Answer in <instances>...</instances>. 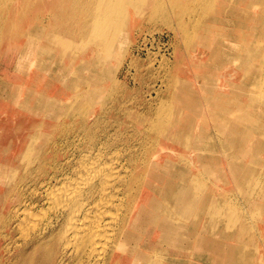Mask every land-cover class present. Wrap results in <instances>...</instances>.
I'll return each instance as SVG.
<instances>
[{"label": "rangeland", "instance_id": "obj_1", "mask_svg": "<svg viewBox=\"0 0 264 264\" xmlns=\"http://www.w3.org/2000/svg\"><path fill=\"white\" fill-rule=\"evenodd\" d=\"M60 1L0 0V264H34L28 251L23 258L17 251L25 249L24 242L55 211L54 204L46 200L48 188L54 189L67 176H77L83 171L81 162L98 155L103 172L110 176L112 169L113 176L106 179L110 181L106 193L94 192L84 200L78 218L94 202L105 200L101 215L108 226L104 253L110 248L109 262L103 254L94 263L69 244L61 264H211V257L223 260L220 264H264V0H119L121 8L116 11V20H110L106 35H114L116 49L108 55L101 50L104 40L88 34L99 0ZM100 3L101 7L107 5L106 0ZM57 4H62L58 11ZM25 47L32 48L35 56L25 57ZM67 53L74 54L72 61L78 66L87 63V69L79 71L78 81L77 75L70 78L75 79L72 87L78 88V98L64 90ZM255 53L263 55L262 61ZM93 57L98 62L91 67ZM187 88L192 91L191 108L182 104ZM218 88L223 94L218 100L230 103L228 111L206 104V98ZM185 183H189V193L178 194ZM178 201H182L181 211L176 208ZM115 210H119L118 215ZM33 215L38 216L37 221L35 216L30 221ZM30 223L37 224L33 227ZM63 223L59 220L53 233ZM208 238L219 245L221 241L217 256L210 252ZM137 253L140 256L134 259Z\"/></svg>", "mask_w": 264, "mask_h": 264}, {"label": "bare ground", "instance_id": "obj_2", "mask_svg": "<svg viewBox=\"0 0 264 264\" xmlns=\"http://www.w3.org/2000/svg\"><path fill=\"white\" fill-rule=\"evenodd\" d=\"M64 0H62V2H63ZM121 1V0H120ZM119 0H106V2H107V5H106V7H101V6H99L101 3H100V0H99V3H98V5L95 7V13H94V18L92 19V23L90 24L91 26H90V32H88V34L90 33V36L91 37H94V38H97V39H103L104 41H103V47L101 48V50L102 51H105V53H106V55H108V54H110V53H114V50L116 49V47H114L113 48V46L115 45L114 44V40L115 39H112L113 38V36L114 35H109V37H107L106 38V35H107V33H108V31H109V25H110V20L112 19V21L114 22L116 19H115V14H116V11H117V9H119V8H121V2H120ZM125 1H127V0H125ZM232 1V0H231ZM250 1V0H249ZM59 2H61L60 0H59ZM212 2V1H211ZM258 2L260 3V1L258 0ZM262 2V1H261ZM58 3V2H57ZM65 3V2H64ZM69 3V2H68ZM135 4H136V2H134ZM139 3V2H138ZM141 3H142V1H141ZM25 4H27V3H25ZM30 4V3H29ZM66 4V3H65ZM97 4V3H96ZM117 5V7L115 8V10H114V5ZM264 4V3H263ZM28 5V4H27ZM59 5H62V4H59ZM58 4L56 5V10H57V6H59ZM68 5V4H67ZM122 5H123V3H122ZM134 5V4H133ZM137 5V4H136ZM142 6H143V4H142ZM228 6V5H227ZM248 6V5H247ZM259 6V5H258ZM49 7V6H48ZM141 7V6H140ZM257 7V6H256ZM59 8H60V6H59ZM58 8V9H59ZM62 8V7H61ZM142 8V7H141ZM212 8V7H211ZM63 9V8H62ZM140 9V8H139ZM251 9V8H250ZM249 9V10H250ZM51 10V9H50ZM49 10V11H50ZM60 10V9H59ZM122 10V9H121ZM261 10V9H260ZM58 11V10H57ZM246 11H248V10H246ZM61 13V12H60ZM138 13V12H137ZM198 13V12H197ZM243 13V12H242ZM261 13V12H260ZM58 14H59V12H58ZM122 14H123V12H122ZM189 14V13H188ZM247 14V13H246ZM51 15V14H50ZM52 15H57V14H52ZM64 15V14H63ZM44 16H45V14H44ZM49 16V15H48ZM243 16H245V14L243 15ZM264 16V15H263ZM37 17V16H36ZM53 18H54V20L56 19L54 16H52ZM52 17H51V19H52ZM59 17V16H58ZM160 17V16H159ZM45 18H46V16H45ZM45 18H42V19H45ZM236 18V17H235ZM39 19V18H38ZM58 19V18H57ZM237 19V18H236ZM40 20V19H39ZM53 20V19H52ZM75 20V19H74ZM127 20V19H126ZM199 20V19H198ZM214 19H213V17H212V21H213ZM228 20V19H227ZM234 20V19H233ZM37 21V20H36ZM122 21V20H121ZM229 21V20H228ZM236 21H238V20H236ZM261 21H262V19H261ZM42 22V21H41ZM44 22V21H43ZM194 22V21H193ZM56 23V22H55ZM59 23V22H58ZM116 23V22H115ZM232 23V22H231ZM233 23H236V22H233ZM242 23V22H241ZM262 23V22H261ZM40 24H42V23H40ZM124 25V24H123ZM53 26V25H52ZM235 26V25H234ZM241 26H242V24H241ZM46 27V26H45ZM50 27V26H49ZM40 28V27H39ZM47 29H48V26H47ZM70 29H72V28H70ZM123 29V28H122ZM257 29V28H256ZM255 29V30H256ZM35 30H37V27H36V29ZM195 31V30H194ZM17 33V32H16ZM16 33H14V34H16ZM53 34V33H52ZM55 34V33H54ZM150 35V34H149ZM50 36V35H49ZM197 36V35H196ZM15 37V36H14ZM17 37V36H16ZM51 37H53V36H51ZM66 37V36H65ZM90 37V38H91ZM47 38V37H46ZM53 38H55V36L53 37ZM64 38V37H63ZM118 38V37H117ZM199 38V35H198V37H197V39ZM119 39V38H118ZM47 40V39H46ZM50 40V39H49ZM112 40V41H111ZM70 41H72V39L70 40ZM77 41V40H76ZM88 41V40H87ZM253 42V41H252ZM82 43V42H81ZM84 43V42H83ZM95 43V42H94ZM226 43V42H225ZM228 43V42H227ZM226 43V44H227ZM255 43V42H254ZM2 44V43H1ZM114 44V45H113ZM229 44V43H228ZM24 45H26L27 46V44H24ZM76 45H77V43H76ZM78 45H79V42H78ZM85 45V44H84ZM91 45H93V44H91ZM225 45V44H224ZM252 45V44H251ZM257 45L258 44H256V46L255 47H257ZM263 45V44H262ZM82 46V45H81ZM229 46V45H228ZM234 46V45H233ZM243 46V45H242ZM253 46V45H252ZM225 47V46H224ZM249 47V46H248ZM261 47V46H260ZM123 48V47H122ZM235 48V47H234ZM239 48H240V46H239ZM250 48H253V47H251L250 46ZM113 49V50H112ZM229 49V48H228ZM241 49V48H240ZM261 49V48H260ZM230 50V49H229ZM240 52V51H239ZM36 53H38L37 51H36ZM228 53V52H227ZM23 54H24V56L26 57V55L27 56H30V55H32V56H35V54H33V51H32V48H27V47H25V49L23 50ZM252 54H254L253 53V50H252ZM251 54V55H252ZM256 54V56H258L257 55V53H255ZM67 55V57H68V65H67V67L64 69V71H63V75H64V90L65 91H68L69 93H75L76 94V97L75 98H78V88H73L72 86H73V82H75V79H70L71 77H74V75H77V81H78V74L80 73L79 71H85V69H87V63H79V66H78V63L77 64H75L72 60H73V57H74V54H72V53H67L66 54ZM237 55V54H236ZM239 55V54H238ZM233 56V55H232ZM255 56V55H254ZM255 56V57H256ZM262 56V57H261ZM259 55L258 57L261 59V61H262V58H263V55ZM257 57V58H258ZM102 58V57H101ZM180 58V57H179ZM222 59V58H221ZM236 59V58H235ZM247 59V58H246ZM248 59H249V57H248ZM253 59H256V58H253ZM60 60V59H59ZM59 60H57V61H59ZM94 60H95V62H94ZM183 60V59H182ZM245 60V58L243 59V61ZM80 61H83L82 59L80 60ZM102 61V60H101ZM153 61V60H152ZM234 61V60H233ZM247 61V60H246ZM258 61H260V60H258ZM96 62H98V58H96L95 59V57H93V65L91 66V67H93L95 64H96ZM239 62V61H238ZM248 62V61H247ZM95 63V64H94ZM103 63V62H102ZM240 63H242V60H241V62ZM240 63H239V65H240ZM254 63V62H253ZM256 63V62H255ZM258 63V62H257ZM57 64V63H56ZM249 64V63H248ZM247 64V65H248ZM259 64V63H258ZM89 65H91V63L89 64ZM238 65V64H237ZM260 65V64H259ZM258 65V66H259ZM262 66H263V64H261ZM262 66H259L260 68L262 67ZM238 67V66H237ZM55 68V67H54ZM235 68H236V66H235ZM259 68V69H260ZM80 69V70H79ZM173 69V68H172ZM177 69L178 68H176V71H177ZM90 70V69H89ZM130 70V69H129ZM128 70V71H129ZM131 71V70H130ZM135 71H136V69H135ZM174 71V70H173ZM179 71V70H178ZM257 71H261V70H257ZM256 71V72H257ZM91 72V71H90ZM123 72H124V70H123ZM171 72V71H170ZM180 73V72H179ZM93 74V73H92ZM114 74H116V73H114L113 72V75ZM124 74V73H123ZM171 74V73H170ZM182 74V73H181ZM100 75V74H99ZM185 75V74H184ZM258 75V74H257ZM49 77H50V75H48ZM116 76V75H115ZM171 76H172V74H171ZM120 77V76H119ZM113 78V77H112ZM231 78V77H230ZM241 78V77H240ZM259 78V77H258ZM125 79V78H124ZM164 81H166V80H164ZM118 82V81H117ZM125 82V81H124ZM123 82V83H124ZM167 82V81H166ZM168 82H169V80H168ZM227 82V81H226ZM248 82V81H247ZM0 83H1V81H0ZM112 83V82H111ZM165 83V82H164ZM121 84V83H120ZM159 84V83H158ZM170 84V83H169ZM169 84H168V86H169ZM155 85V84H154ZM164 86V85H163ZM48 87V86H47ZM114 87V86H113ZM120 87V86H119ZM124 87V86H123ZM246 87V86H245ZM254 87V86H253ZM125 88V87H124ZM248 88V87H247ZM114 89V88H113ZM158 89V88H157ZM166 89V88H165ZM253 89V88H252ZM252 89H251V92H253L252 91ZM122 90V89H121ZM154 90V89H153ZM160 90V89H159ZM162 90V89H161ZM167 90H169V89H167ZM152 91V90H151ZM192 91H191V89L190 88H187V92L186 93H184L185 94V99H183V106H185L186 108H191L192 107V103H191V100H190V97H189V95H190V93H191ZM101 93L102 92H99V94L96 96V99H97V101L98 100H100V98H101ZM112 93H114V92H112ZM160 93V92H159ZM163 93V92H162ZM161 93V94H162ZM254 93H255V91H254ZM93 94V93H92ZM117 94H118V92H117ZM145 94V93H144ZM150 94V93H149ZM148 94V95H149ZM158 94V93H157ZM256 94L257 93H255V96H256ZM3 95V94H2ZM152 95V94H151ZM223 94H222V91H220V88H218V90L215 92V94L214 95H211L209 98H206V104L208 105V107H212V106H215L216 108H218V109H220V108H223L224 107V109H228L229 107H230V103L228 102V101H221V100H218V99H221L222 97H220V96H222ZM71 96V95H70ZM69 96V97H70ZM146 96V95H145ZM158 96V95H157ZM162 97V96H161ZM160 97V98H161ZM91 98V97H90ZM89 98V99H90ZM112 98H114V97H112ZM236 98V97H235ZM105 99V98H104ZM106 99H108V98H106ZM111 99V98H110ZM121 99V98H120ZM249 99V98H248ZM261 99V98H260ZM259 99V100H260ZM134 100H135V98H134ZM160 100V99H159ZM113 101V100H112ZM121 101V100H120ZM139 101V100H138ZM151 101V100H150ZM102 102V101H101ZM110 103V102H109ZM112 103V102H111ZM157 103V102H156ZM160 103V102H159ZM118 104V103H117ZM141 104V103H140ZM153 104V103H152ZM101 105V104H100ZM107 105V104H106ZM110 105V104H109ZM134 105V104H133ZM106 107V106H105ZM109 107V106H108ZM120 107V106H119ZM126 107V106H125ZM150 107V106H149ZM156 107V106H155ZM113 108V107H112ZM117 108V107H116ZM134 108H135V106H134ZM110 110H111V108H109ZM153 109V108H152ZM106 110V109H105ZM120 110V109H119ZM237 112H239V113H242L241 111H239V108H236L235 109ZM109 111V110H108ZM156 111V110H155ZM167 111V110H166ZM228 111V110H227ZM102 113H103V111H102ZM138 113V112H137ZM106 114V113H105ZM104 114V115H105ZM158 114V113H157ZM159 115V114H158ZM168 115V114H167ZM241 116H244V115H242V114H240ZM92 116V115H91ZM261 116V115H260ZM259 116V114H258V117H260ZM96 117H98V116H96ZM128 117V116H127ZM154 117V116H153ZM166 117V116H165ZM168 117H169V115H168ZM262 117V116H261ZM99 118V117H98ZM112 118V117H111ZM263 118V117H262ZM93 119H95V118H93ZM112 119H114V118H112ZM136 119V118H135ZM70 120V119H69ZM87 120V119H86ZM100 120V119H99ZM108 120H110V119H108ZM106 121V122H108L109 123V121ZM151 120V119H150ZM71 121H72V119H71ZM113 121V120H112ZM41 122V121H40ZM62 122V121H61ZM73 122V121H72ZM96 122H97V119H96ZM105 122V123H106ZM151 122V121H150ZM31 123V122H30ZM29 123V124H30ZM46 123V122H45ZM63 123V122H62ZM67 123H69V122H67ZM78 123V122H77ZM116 123V122H115ZM121 123V122H120ZM152 123V122H151ZM154 124H155V121L153 122ZM33 124H35V123H33ZM51 124V123H50ZM65 124V123H64ZM78 124H80V125H82L80 122L78 123ZM110 124V123H109ZM118 125H119V123H117ZM123 124V123H122ZM101 125V124H100ZM102 125H103V122H102ZM105 125V124H104ZM112 125H113V123H112ZM111 125V126H112ZM117 125V126H118ZM42 126V125H41ZM49 126V125H48ZM79 126V125H78ZM96 126H97V124H96ZM110 126V125H109ZM110 126V127H111ZM130 126V125H129ZM254 126V125H253ZM15 127V126H14ZM21 127V126H20ZM45 127V126H44ZM72 127V126H71ZM75 127V126H74ZM91 127V126H90ZM115 127V126H114ZM134 127V126H133ZM162 127V126H161ZM160 126L158 127V128H161ZM165 127V126H164ZM240 127H242V126H240ZM247 127V126H246ZM19 128V127H18ZM50 128V127H49ZM51 128H52V126H51ZM106 128V127H105ZM21 129V128H20ZM34 129V128H33ZM33 129L31 130V131H33ZM45 129H46V127H45ZM66 129V128H65ZM64 129V130H65ZM69 129V128H68ZM75 129V128H74ZM116 129V128H115ZM124 129H126L125 127H124ZM134 129V128H133ZM148 129V128H147ZM153 129V128H152ZM162 129V128H161ZM3 130H4V128H3ZM9 130V129H8ZM90 130H92V129H90ZM97 130V129H96ZM100 130V129H99ZM145 130V129H144ZM155 130V129H154ZM160 130V129H159ZM1 131V130H0ZM28 131V130H27ZM50 131V130H49ZM124 131V130H123ZM126 131V130H125ZM137 131V130H136ZM147 131V130H146ZM149 131H150V128H149ZM4 132V131H3ZM23 131H21V133H22ZM67 132V131H66ZM69 132H70V129H69ZM151 132H152V130H151ZM241 132V131H240ZM252 132V131H251ZM257 132V131H256ZM50 133V132H49ZM71 133V132H70ZM73 133V132H72ZM76 133V132H75ZM86 133H88V131L86 132ZM97 133V132H96ZM101 133V132H100ZM103 133H104V131H103ZM108 133V132H107ZM107 133H104L105 135L107 134ZM131 133H132V131H131ZM141 133V132H140ZM142 133H143V131H142ZM147 133V132H146ZM152 133H154V132H152ZM218 133V132H217ZM257 133H259V132H257ZM263 133V132H262ZM56 134V133H55ZM63 134V133H62ZM80 134V133H79ZM165 134V133H164ZM237 134V133H236ZM15 135V134H14ZM19 135V134H18ZM34 135H35V133H34ZM37 135V134H36ZM108 135V134H107ZM127 135V134H126ZM129 135V134H128ZM131 135V134H130ZM135 135V134H134ZM219 135V134H218ZM221 135V134H220ZM256 135V134H255ZM3 136V135H2ZM79 136V135H78ZM122 136V135H121ZM146 136V135H145ZM211 136V135H210ZM235 136V135H234ZM237 136V135H236ZM263 136V135H262ZM261 136V137H262ZM1 137V136H0ZM75 137V136H74ZM93 137V136H92ZM123 137V136H122ZM129 137V136H128ZM132 137V136H131ZM216 137V136H215ZM27 138H30V136L29 137H27ZM36 138V137H35ZM87 138V137H86ZM91 138V137H90ZM102 138V137H101ZM109 138V137H108ZM154 138V137H153ZM208 138V137H207ZM68 139H69V137H68ZM73 139H75V138H73ZM130 139V138H129ZM128 139V140H129ZM132 139V138H131ZM139 139V138H138ZM141 139V138H140ZM236 139V138H235ZM262 139V138H261ZM13 140V139H12ZM30 140V139H29ZM57 140V139H56ZM66 140V139H65ZM76 140V139H75ZM119 140V139H118ZM148 140V139H147ZM52 141V140H51ZM84 141V140H83ZM89 141V140H88ZM95 141V140H94ZM108 141V140H107ZM134 141V140H133ZM132 141V142H133ZM146 141V140H145ZM144 141V142H145ZM166 141V140H165ZM187 141V140H186ZM205 141V140H204ZM215 141V140H214ZM219 141V140H218ZM1 142V141H0ZM64 142V141H63ZM75 142V141H74ZM73 142V143H74ZM129 142V141H128ZM143 142V143H144ZM147 142V141H146ZM159 142V141H158ZM216 142V141H215ZM233 142V141H232ZM27 142H25V144H26ZM29 143H30V141H29ZM85 143V142H84ZM88 143V142H87ZM106 143V142H105ZM135 143V142H134ZM141 143V142H140ZM142 143V144H143ZM166 143V142H165ZM213 143V142H212ZM57 144V143H56ZM75 144V143H74ZM83 144V143H82ZM90 144H92V143H90ZM102 144H103V141H102ZM207 144V143H206ZM214 144V143H213ZM224 144V143H223ZM78 145V144H77ZM85 145V144H84ZM93 145V144H92ZM117 145V144H116ZM120 145V144H119ZM126 145H128V144H126ZM141 145V144H140ZM139 145V146H140ZM151 145V144H150ZM234 145V144H233ZM11 146V145H10ZM53 146V145H52ZM61 146H62V144H61ZM72 146V145H71ZM80 146V145H79ZM91 146V145H90ZM115 146V145H114ZM142 146V145H141ZM141 146H140V148H141ZM147 146V145H146ZM152 146V145H151ZM208 146V145H207ZM57 147V146H56ZM66 147V146H65ZM64 147V148H65ZM81 147V146H80ZM84 147V146H83ZM88 147V146H87ZM93 147V146H92ZM95 147V146H94ZM102 147V146H101ZM143 147V146H142ZM6 148V147H5ZM31 148V147H30ZM67 148V147H66ZM90 148V147H89ZM61 149V148H60ZM79 149V148H78ZM87 149V148H86ZM94 148H92V150H93ZM110 149V148H109ZM131 149H132V147H131ZM211 149V148H210ZM234 149V148H233ZM237 149V148H236ZM30 150V149H29ZM122 150V149H121ZM154 150V149H153ZM207 150V149H206ZM227 149H225V151H226ZM3 151H4V149H3ZM25 151V150H24ZM84 151V150H83ZM88 151V150H87ZM98 151V150H97ZM115 151V150H114ZM136 151V150H135ZM157 151V150H156ZM212 151H214V150H212ZM233 151V150H232ZM6 152H8L7 151V149H6ZM29 152V151H28ZM50 152V151H49ZM60 152V151H59ZM66 152V151H65ZM89 152H91V151H89ZM104 152V151H103ZM111 152V151H110ZM118 151L116 150V152L115 153H117ZM130 152V151H129ZM163 152V151H162ZM191 152V151H190ZM228 152V151H227ZM5 153V152H4ZM24 153V152H23ZM62 153H63V151H62ZM61 153V154H62ZM78 153V152H77ZM97 153H99V152H97ZM106 153V152H105ZM136 153V152H135ZM137 153H138V151H137ZM72 154V153H71ZM84 155H85V153H83ZM88 154H90V153H88ZM119 154V153H118ZM132 154V153H131ZM134 154V153H133ZM230 154V153H229ZM26 155V154H25ZM50 155V154H49ZM56 155V154H55ZM78 155V154H77ZM98 155V154H97ZM236 155V154H235ZM234 155V157H236ZM45 156V155H44ZM134 156V155H133ZM132 156V157H133ZM138 156H139V154H138ZM141 156H143V155H141ZM207 156V155H206ZM229 156V155H228ZM233 156V155H232ZM22 157V156H21ZM52 157V156H51ZM62 157H64V156H62ZM76 157V156H75ZM81 157V156H80ZM98 157H99V155H98ZM98 157L97 156H95V159L93 158L91 161H88V162H86L85 163V160L84 161H82L81 162V164H80V166H82V168H83V171H78V173H77V176H75V177H72V178H70V179H68L69 178V176H67V178H65L63 181H61V184H57V185H55V187H54V189L52 188V189H49L48 188V191L46 192V196H47V199L46 200H48L50 203H51V205H52V203L54 204V213H53V215L52 216H50V218L48 219V221L45 223V225L42 227V228H39V230H36V233H33V235L29 238V240L27 241V242H24V248L25 249H18L19 251H17V255H19V256H21L25 251L27 252L28 251V253H30L31 255H32V261L34 262V264H61L62 263V261H63V259H65V257H66V253H67V249H68V245L69 244H71L70 246L72 247V245H73V249L78 253V252H80L79 254H84V253H86L87 254V256L89 257V258H92V260L94 261V263L96 262L97 263V261H99V260H101L102 258V255L103 254H106V258H105V260L106 261H108V258H110V255H111V251H110V248L108 249V250H106V253H104V251H105V249H106V244H107V241H109L108 240V234L109 233H107V231H106V229L108 228V226L106 225V223H107V221L106 222H103V218H102V215H101V213H102V211H103V203L105 202V200H103V199H105V198H103L102 200L103 201H97V203L96 202H94L95 204H92L91 206L92 207H90V209L89 210H87L85 213H83V215L80 217V218H78V211L80 210V206H81V208H82V206L85 204L84 203V200L86 201V199H87V197H90L91 196V194H93L94 192L95 193H97V192H99V191H105L107 188H108V186L110 185L109 184V182L110 181H108L107 182V178L109 179L110 178V176L112 175L113 176V174H112V169L110 170V173H111V175L109 176L107 173H105V172H103V170L104 169H102V167H101V162H100V164L97 162V160H98ZM124 157V156H123ZM136 157H137V155H136ZM208 157V156H207ZM239 157V156H238ZM68 158V157H67ZM82 158V157H81ZM86 158H88V157H86ZM188 158V157H187ZM223 158V157H222ZM111 159V158H110ZM113 159V158H112ZM129 159H132V158H129ZM128 159V160H129ZM186 159V158H185ZM189 159H190V157H189ZM237 159V158H236ZM46 160V159H45ZM49 160H50V158H49ZM51 160H52V158H51ZM67 160V159H66ZM76 160V159H75ZM104 160V159H103ZM44 161V160H43ZM53 161V160H52ZM107 161V160H106ZM110 161H113V160H110ZM115 161V160H114ZM113 161V162H114ZM118 161V160H117ZM116 161V162H117ZM134 161V160H133ZM177 161H179V160H177ZM58 162V161H57ZM77 162V161H76ZM75 162V163H76ZM105 162V161H104ZM109 162V161H108ZM126 162V161H125ZM138 162V161H137ZM170 162V161H169ZM168 162V163H169ZM21 163V162H20ZM24 163V162H23ZM40 163V162H39ZM74 163V164H75ZM129 163V162H128ZM189 163V162H188ZM231 163V162H230ZM30 164V163H29ZM42 164V163H41ZM45 164H47V161L45 162ZM45 164H44V167H45ZM52 164V163H51ZM57 164V163H56ZM64 164V163H63ZM73 164V163H72ZM106 164V163H105ZM104 164V165H105ZM109 164H112V163H110L109 162ZM126 164H127V162H126ZM131 164H133V163H131ZM143 164V163H142ZM185 164V163H184ZM191 164V163H190ZM236 164V163H235ZM250 164V163H249ZM20 165V164H19ZM36 165H38V162H37V164ZM107 165V164H106ZM129 165V164H128ZM127 165V166H128ZM63 166V165H62ZM75 166V165H74ZM112 166V165H111ZM119 166V165H118ZM230 166V165H229ZM22 166H20V168H21ZM29 167V166H28ZM31 167V166H30ZM42 167V166H41ZM47 167V166H46ZM54 167V166H53ZM146 167V166H145ZM187 167V166H186ZM51 168V167H50ZM74 168V167H73ZM78 168V167H77ZM109 168H112V167H109ZM122 168V167H121ZM132 168V167H131ZM178 168V167H177ZM209 168V167H208ZM241 168V167H240ZM264 168V167H263ZM41 169V168H40ZM44 169V168H43ZM187 169V168H186ZM242 169V168H241ZM31 170V169H30ZM34 170V169H33ZM51 170V169H50ZM54 170V169H53ZM52 170V171H53ZM68 170V169H67ZM139 170H140V168H139ZM184 170H185V168H184ZM183 170V171H184ZM203 170V169H202ZM254 170V169H253ZM21 171V170H20ZM24 171V170H23ZM43 171H45V170H43ZM75 171V170H74ZM114 171V170H113ZM115 171H116V169H115ZM121 171V170H120ZM211 171V170H210ZM14 172V171H13ZM65 172V171H64ZM140 172V171H139ZM166 172V171H165ZM208 172V171H207ZM253 172V171H252ZM42 173V172H41ZM119 173V172H118ZM185 173V172H184ZM214 173V172H213ZM39 174V173H38ZM55 174V173H54ZM58 174V173H57ZM129 174V173H128ZM137 174V173H136ZM141 174V173H140ZM165 174V173H164ZM194 174V173H193ZM203 174V173H202ZM205 174V173H204ZM255 174H257V175H259L258 173H255ZM26 175V174H25ZM28 175V174H27ZM41 175V174H40ZM119 175V174H118ZM144 175V174H143ZM185 175V174H184ZM257 175H255V176H257ZM21 176V175H20ZM19 176V177H20ZM109 176V177H108ZM233 176V175H232ZM249 176V175H248ZM252 176V175H251ZM54 177H55V175H54ZM59 177H61V176H59ZM168 177V176H167ZM207 177V176H206ZM253 177V176H252ZM258 177V176H257ZM259 177H260V175H259ZM13 178V177H12ZM27 178V177H26ZM32 178V177H31ZM127 178V177H126ZM132 178H133V176H132ZM183 178V177H182ZM198 178V177H197ZM210 178V177H209ZM254 178V177H253ZM24 179V178H23ZM44 179V178H43ZM122 180V179H121ZM171 180V179H170ZM219 180V179H218ZM252 179H250V181H251ZM29 181V180H28ZM48 181V180H47ZM113 181H114V179H113ZM141 181H143V180H141ZM140 180H139V182H141ZM166 181V180H165ZM210 181V180H209ZM29 182H31V180L29 181ZM55 182H56V180H55ZM168 182V181H167ZM23 183V182H22ZM28 183V182H27ZM33 183V182H32ZM112 183V182H111ZM119 183V182H118ZM136 183H138V182H136ZM234 183V182H233ZM245 183H247V182H245ZM249 183V182H248ZM248 183H247V185H248ZM257 183V182H256ZM7 184H8V182H7ZM35 183H33V185H34ZM39 184V183H38ZM42 184V183H41ZM44 184V183H43ZM48 184V183H47ZM124 184V183H123ZM123 184H121L122 186H123ZM132 184V183H131ZM130 184V185H131ZM140 184H142V183H140ZM185 184H187V185H184L183 187H180V189H178L177 190V193L179 194V193H186V194H188L189 193V191H190V186H189V183H185ZM11 185V184H10ZM22 185V184H21ZM28 185V184H27ZM46 185V184H45ZM44 185V186H45ZM49 185V184H48ZM51 185V184H50ZM118 185V184H117ZM120 185V186H121ZM128 185V184H127ZM191 185V184H190ZM195 185V184H194ZM201 185V184H200ZM222 185V184H221ZM241 185V184H240ZM256 185V184H255ZM258 185V184H257ZM54 186V185H53ZM119 186V185H118ZM199 186V185H198ZM208 186V185H207ZM244 186H246V184L244 185ZM250 186V185H249ZM248 186V187H249ZM32 187V186H31ZM35 187V186H34ZM238 187V186H237ZM6 188H7V186H6ZM116 188V187H115ZM115 188H113V189H115ZM118 188V187H117ZM115 189V190H118V189ZM128 188V187H127ZM166 188H167V186H166ZM195 188V187H194ZM198 188V187H197ZM199 188H201V187H199ZM244 188H246V187H244ZM254 188H255V186H254ZM22 189V188H21ZM29 189V188H28ZM32 189V188H31ZM40 189V188H39ZM43 189V188H42ZM122 189H123V187H122ZM136 189V188H135ZM134 189V190H135ZM216 189H218V188H216ZM262 189V188H261ZM8 190H9V188H8ZM27 190V189H26ZM121 190V189H120ZM29 191V190H28ZM129 191H131V190H129ZM129 191H128V193H129ZM137 191V190H136ZM230 191V190H229ZM239 191V190H238ZM238 191H236L237 193H238ZM119 192V191H118ZM117 192V193H118ZM173 192V191H172ZM171 192V193H172ZM198 192V191H197ZM208 192V191H207ZM231 192V191H230ZM242 192V191H241ZM24 193V192H23ZM27 193V192H26ZM35 193V192H34ZM36 193H37V191H36ZM104 193H106V191L104 192ZM104 193H103V195H100V198H102L101 196H105L104 195ZM113 193V192H112ZM116 193V194H117ZM127 193V192H126ZM125 193V194H126ZM136 193V192H135ZM176 193V194H177ZM196 193V192H195ZM201 193V192H200ZM210 193V192H209ZM232 193V192H231ZM240 193V192H239ZM242 193H244V192H242ZM248 193V192H247ZM102 194V193H101ZM134 194V193H133ZM153 194V193H152ZM230 194V193H229ZM233 194V193H232ZM236 194V193H235ZM4 195V194H3ZM28 195H29V193H28ZM39 195V194H38ZM97 195V194H96ZM121 195V194H120ZM195 195V194H194ZM197 195V194H196ZM200 195V194H199ZM261 195V194H260ZM259 195V196H260ZM263 195V194H262ZM261 195V196H262ZM5 196V195H4ZM11 196V195H10ZM111 196V195H110ZM113 196V195H112ZM111 196V198H113ZM115 196V195H114ZM132 196V195H131ZM134 196V195H133ZM161 196V195H160ZM167 196V195H166ZM165 196V197H166ZM198 196V195H197ZM247 196V195H246ZM256 196V195H255ZM39 197V196H38ZM93 197V196H92ZM97 197V196H96ZM95 197V198H96ZM109 197V196H108ZM195 197V196H194ZM201 197V196H200ZM227 197H229L228 195H227ZM12 198V197H11ZM28 198V197H27ZM122 198V197H121ZM124 198V197H123ZM134 198V197H133ZM191 198V197H190ZM222 198V197H221ZM231 198V197H230ZM233 198V197H232ZM236 198V197H235ZM234 198V199H235ZM247 198V197H246ZM38 199V198H37ZM93 199V198H92ZM233 199V200H234ZM238 199V198H237ZM255 199V198H254ZM19 200H20V198H19ZM98 200H100V199H98ZM109 200V199H108ZM132 200V199H131ZM160 200V199H159ZM201 200H203V199H201ZM232 200V199H231ZM232 200V201H233ZM261 200V199H260ZM22 201V200H21ZM39 201V200H38ZM47 201V202H48ZM94 201V200H93ZM92 201V202H93ZM112 201V200H111ZM110 201V203H112ZM124 201V200H123ZM130 201V200H129ZM231 201V202H232ZM23 202V201H22ZM34 202V201H33ZM108 202V201H107ZM106 202V203H107ZM134 202V201H133ZM173 202V201H172ZM243 202V201H242ZM3 203H4V200H3ZM16 203V202H15ZM24 203V202H23ZM106 203H105V205H106ZM118 203H119V201H118ZM125 203H126V201H125ZM130 203H132L131 201H130ZM199 203V202H198ZM217 203H218V201H217ZM19 204V203H18ZM33 204V203H32ZM37 204V203H36ZM108 204V203H107ZM161 204H163V203H161ZM187 204H190L189 202L187 203ZM219 204V203H218ZM246 204V203H245ZM20 205V204H19ZM35 205V204H34ZM33 205V206H34ZM47 205V204H46ZM112 205V204H111ZM110 205V206H111ZM121 205V204H120ZM119 205V206H120ZM182 205V201L181 202H179L178 201V206L176 207V208H178L177 210H180L181 209V206ZM210 205V204H209ZM231 205V204H230ZM79 206V207H78ZM87 206V205H86ZM86 206H85V208H86ZM191 206V205H190ZM213 206V205H212ZM232 206H233V203H232ZM236 206V205H235ZM14 206H12V208H13ZM18 207V206H17ZM16 207V208H17ZM23 207V206H22ZM29 207V206H28ZM47 207V206H46ZM45 207V208H46ZM51 207V206H50ZM89 207V206H88ZM121 207V206H120ZM156 207V206H155ZM162 207V206H161ZM197 207V206H196ZM210 206H208V208H209ZM223 207V206H222ZM243 207H244V205H243ZM251 207V206H250ZM25 208V207H24ZM38 208V207H37ZM47 208H49V207H47ZM78 208H79V210H78ZM115 208V207H114ZM126 208H128V207H126ZM217 208V207H216ZM229 208V207H228ZM231 208V207H230ZM34 209V208H33ZM51 209V208H50ZM49 209V210H50ZM106 209V208H105ZM119 209V208H118ZM158 209V208H157ZM170 209V208H169ZM187 209V208H186ZM192 209V208H191ZM220 209V208H219ZM47 210V209H46ZM114 210V209H113ZM117 210V209H116ZM116 210H115V213H116V215H118L117 213H118V211L116 212ZM126 210V209H125ZM124 210V211H125ZM131 210V209H130ZM183 210V209H182ZM210 210V209H209ZM253 210V209H252ZM13 211V210H12ZM17 211V210H16ZM28 211H29V213H31L30 212V210H29V208H28ZM33 211V210H32ZM40 211H41V209H40ZM123 211V212H124ZM181 211V210H180ZM180 211H178L179 213H180ZM232 211V210H231ZM43 212L44 211H42V215H44L43 214ZM106 212V211H105ZM105 212H103V213H105ZM171 212V211H170ZM233 212V211H232ZM242 212V211H241ZM251 212V211H250ZM10 213V212H9ZM28 213V212H27ZM108 213V212H107ZM125 213V212H124ZM129 213V212H128ZM178 213V214H179ZM183 213V212H182ZM187 213H190V212H188L187 211ZM186 213V214H187ZM192 213V212H191ZM237 213H238V211H237ZM258 213V212H257ZM8 214V213H7ZM22 214H23V209H22ZM40 214V213H39ZM48 214V213H47ZM111 213H109V215H110ZM177 214V215H178ZM185 214V213H184ZM183 214V215H184ZM198 214V213H197ZM242 214V213H241ZM251 214V213H250ZM10 215V214H9ZM13 215V214H12ZM19 215V214H18ZM23 215H26V214H23ZM23 215H22V218L25 220L26 219V217L24 218L23 217ZM29 215H32V213L31 214H29ZM41 215V216H42ZM49 215V214H48ZM104 215V214H103ZM113 215V214H112ZM112 215H111V217H112ZM124 215V214H123ZM159 215V214H158ZM181 215V214H180ZM188 215V214H187ZM187 215H186V217H187ZM246 215V214H245ZM35 216V217H34ZM45 216V215H44ZM80 216V215H79ZM113 216H115V214L113 215ZM167 216V215H166ZM193 216V215H192ZM211 216V215H210ZM254 216V215H253ZM4 217V216H3ZM10 217V216H9ZM30 218H32V217H34V220H36L35 218H37L38 216L37 215H33V216H29ZM111 217L109 218V219H111ZM121 217V216H120ZM180 217V216H179ZM181 217H182V215H181ZM180 217V218H181ZM197 217V216H196ZM199 217V216H198ZM218 217V216H217ZM12 218V217H11ZM39 218H40V220H41V218L42 217H40L39 216ZM114 218V217H113ZM124 218V217H123ZM162 218H163V216H162ZM188 219H189V217H187ZM219 218V217H218ZM231 218V217H230ZM46 219V218H45ZM119 219V218H118ZM125 219V218H124ZM175 219V218H174ZM177 219V218H176ZM212 219V218H211ZM221 219V218H220ZM241 219V218H240ZM11 220V219H10ZM33 220V218L30 220V221H32ZM33 220V221H34ZM40 220H39V222H40ZM59 220H61L62 221V223H63V221H64V226L63 227H59V228H57V230L55 231V233H53V226L55 225V224H57L58 223V221ZM112 220V219H111ZM114 220V219H113ZM112 220V221H113ZM121 220H122V222H123V219L121 218ZM184 220V219H183ZM216 220V219H215ZM5 221V220H4ZM3 221V222H4ZM27 221H28V219H27ZM29 221V222H30ZM32 221V222H33ZM37 221V220H36ZM109 221V220H108ZM117 221V220H116ZM186 221V220H185ZM196 221V220H195ZM214 221V220H213ZM255 221V220H254ZM16 222V221H15ZM19 222V221H18ZM25 222V221H24ZM38 222V223H39ZM118 222V221H117ZM179 222V221H178ZM219 222V221H218ZM235 222V221H234ZM251 222V221H250ZM14 223V222H13ZM27 223V222H26ZM193 223V222H192ZM195 223V222H194ZM2 224V223H1ZM19 224V223H18ZM29 224V223H28ZM31 224H32V226L34 227V224L35 223H30V226H31ZM37 224V223H36ZM35 224V225H36ZM167 224V223H166ZM213 224V223H212ZM218 224V223H217ZM3 225V224H2ZM41 225V224H40ZM61 225V224H60ZM240 225H242V224H240ZM3 226H5V224L3 225ZM21 226H23V223L21 224ZM27 226V225H26ZM59 226V225H58ZM122 226V225H121ZM133 226V225H132ZM136 226V225H135ZM137 226H139V225H137ZM164 226V225H163ZM188 226V225H187ZM213 227H214V225H212ZM230 226H232V224L230 225ZM18 227H19V225H18ZM39 227V226H38ZM134 227V226H133ZM190 227V226H189ZM189 227H187V228H189ZM233 227V226H232ZM240 227V226H239ZM243 227V226H242ZM246 227V226H245ZM251 227H252V225H251ZM3 228V227H2ZM144 228V227H143ZM163 228V227H162ZM253 228V227H252ZM116 229V228H115ZM161 229V228H160ZM212 229V228H211ZM234 229V228H233ZM232 229V230H233ZM11 230V229H10ZM78 230H80L79 231V233H78ZM142 230H144V229H142ZM240 230V229H239ZM243 231H244V229H242ZM248 230V229H247ZM32 231V230H31ZM115 231V230H114ZM206 231V230H205ZM216 231V230H215ZM224 231V230H223ZM226 231H228V230H226ZM35 232V231H34ZM163 232V231H162ZM187 232V231H186ZM240 232V231H239ZM260 232V231H259ZM111 233V232H110ZM207 233H208V231H207ZM225 233V232H224ZM79 234V235H78ZM120 234V233H119ZM132 233H130V235H131ZM205 234V233H204ZM245 234V233H244ZM254 234V233H253ZM31 235V234H30ZM116 235V234H115ZM186 235V234H185ZM197 235V234H196ZM207 235V234H206ZM212 235V234H211ZM210 235V236H211ZM221 235H223V234H221ZM239 235V234H238ZM258 235V234H257ZM134 236V235H133ZM136 236V235H135ZM159 236V235H158ZM117 237V236H116ZM222 237V236H221ZM240 237V236H239ZM259 237V236H258ZM115 238V237H114ZM135 238V237H134ZM25 239V238H24ZM158 239V238H157ZM209 239V238H208ZM235 239H236V237H235ZM9 240V239H8ZM115 240H116V238H115ZM190 240V239H189ZM4 241V240H3ZM124 241V240H123ZM237 241V240H236ZM239 241V240H238ZM243 241V240H242ZM220 242V245L216 242V241H214V240H212V239H209L207 242H206V244L209 246V249H210V252L215 256H217V254H219V251H220V246H221V241H219ZM131 243V242H130ZM237 243V242H236ZM145 244V243H144ZM143 244V245H144ZM252 244H254V243H252ZM261 244V243H260ZM126 245H128V244H126ZM137 245V244H136ZM142 245V246H143ZM149 245V244H148ZM147 245V246H148ZM6 246V245H5ZM23 246V245H22ZM145 246V245H144ZM147 246L145 247V248H147ZM154 246V245H153ZM184 246V245H183ZM8 247V246H7ZM21 247V246H20ZM123 247H124V245H123ZM199 247V246H198ZM3 248V247H2ZM112 248V247H111ZM151 248V247H150ZM200 248V247H199ZM240 248V247H239ZM249 248V247H248ZM5 249V248H4ZM16 249H17V247H16ZM114 249V248H113ZM129 249V248H128ZM152 249V248H151ZM208 249V248H207ZM238 249V248H237ZM124 250V249H123ZM122 250V251H123ZM130 250V249H129ZM170 250V249H169ZM240 250H242V249H240ZM73 251V250H72ZM137 251V250H136ZM146 251V250H145ZM149 251V250H148ZM189 251V250H188ZM239 251V250H238ZM243 251V253H244V250H242ZM140 252V251H139ZM8 253V252H7ZM73 253H74V251H73ZM26 254V253H25ZM85 254V255H86ZM138 254V253H137ZM135 254V256H134V259L136 258V257H139L140 256V254ZM161 253H159V255H160ZM24 255V254H23ZM163 255V254H162ZM80 256V255H79ZM82 256V255H81ZM144 256V255H143ZM151 256V255H150ZM226 256V254H224L223 253V257H225ZM22 257V256H21ZM21 257H20V259H21ZM77 257V256H76ZM154 257V256H153ZM239 257V256H238ZM19 258V257H18ZM23 258V257H22ZM72 259H73V256L71 257ZM79 258V257H78ZM133 258V257H132ZM156 258V257H155ZM158 258V257H157ZM217 258V257H216ZM216 258H212L211 257V259H209V262L211 263V264H220L219 262L220 261H222L223 262V260H218V259H216ZM236 258V257H235ZM19 259V260H20ZM74 259H75V257H74ZM152 259V258H151ZM167 259V258H166ZM190 259V258H189ZM202 259H204V258H202ZM201 259V260H202ZM216 259V260H215ZM243 259V258H242ZM15 260V259H14ZM18 260V259H17ZM71 260V259H70ZM75 260H77V258L75 259ZM75 260H74V262H75ZM87 260H89V259H87ZM110 260V259H109ZM218 260V261H217ZM13 261V260H12ZM22 261V260H21ZM66 261H68V260H66ZM90 261V260H89ZM159 261V260H158ZM171 261V260H170ZM185 261L186 260H184V263H185ZM251 261V260H250ZM14 262V261H13ZM32 262V263H33ZM82 262V261H81ZM105 262V261H104ZM109 262V261H108ZM78 263V262H77ZM80 263V262H79ZM78 263V264H79ZM83 263V262H82ZM86 263V262H85ZM149 263V262H148ZM12 264V263H11ZM14 264V263H13ZM26 264V263H25ZM68 264H69V262H68ZM76 264V263H75ZM81 264V263H80ZM87 264V263H86ZM132 264V263H131ZM147 264V263H146ZM173 264H174V262H173ZM181 264V263H180Z\"/></svg>", "mask_w": 264, "mask_h": 264}]
</instances>
